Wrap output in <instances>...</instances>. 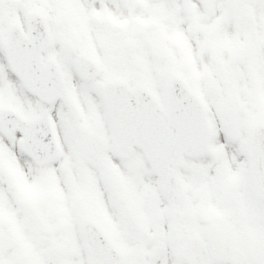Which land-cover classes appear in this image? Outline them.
Returning a JSON list of instances; mask_svg holds the SVG:
<instances>
[{
  "label": "snow or ice",
  "instance_id": "obj_1",
  "mask_svg": "<svg viewBox=\"0 0 264 264\" xmlns=\"http://www.w3.org/2000/svg\"><path fill=\"white\" fill-rule=\"evenodd\" d=\"M0 264H264V0H0Z\"/></svg>",
  "mask_w": 264,
  "mask_h": 264
}]
</instances>
